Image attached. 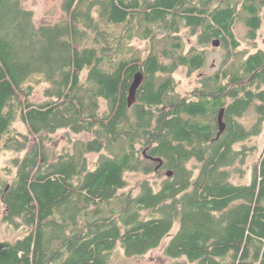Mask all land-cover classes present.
Returning <instances> with one entry per match:
<instances>
[{
    "label": "trees",
    "instance_id": "1",
    "mask_svg": "<svg viewBox=\"0 0 264 264\" xmlns=\"http://www.w3.org/2000/svg\"><path fill=\"white\" fill-rule=\"evenodd\" d=\"M23 2L0 0V150L17 155L0 171V214L27 233L0 241V264H110L118 247L144 255L167 236L165 253L183 264H264V151L251 181L233 182L250 150L237 144L264 125V49L236 53L233 27L243 22L255 39L264 0H64L65 18L40 25ZM184 28L227 50L189 96L173 73L202 68L206 51L186 49ZM135 39H150L148 55ZM60 129L90 137L52 152ZM152 157L173 175L125 191L127 172L155 171Z\"/></svg>",
    "mask_w": 264,
    "mask_h": 264
},
{
    "label": "rangeland",
    "instance_id": "2",
    "mask_svg": "<svg viewBox=\"0 0 264 264\" xmlns=\"http://www.w3.org/2000/svg\"><path fill=\"white\" fill-rule=\"evenodd\" d=\"M64 0H24L23 4L26 8L34 12L35 22L37 24H53L59 20L65 18L66 12L63 9ZM263 23L261 28L257 31V37L250 39L248 37V27L241 21H237L233 27L234 33L239 40V45L234 49L238 54L245 53L246 57L248 54L256 52L258 49H264V9L262 11ZM180 35L186 42V49L192 46H197L199 49H205L206 51V63L205 65L197 70L189 71L186 66H179L173 73V77L176 81V91L182 96H189L198 87H201L202 78L206 75L213 74L223 64L227 57V50L223 45L214 46L212 43L209 46L199 45L195 36H190V32L187 28L181 30ZM133 45L140 53L145 57L149 53V49L152 46L150 39H135ZM48 86L47 83H42L37 86L33 100L36 102H42L45 100V89ZM106 108V104L102 102V109ZM257 113L250 108L244 117L240 120L246 124L251 125L257 119ZM23 132L27 131V128L21 122L16 125ZM90 136L87 133H74L69 129H60L52 135V140L49 142L51 151L61 153L66 150L73 148V142L78 139H88ZM243 144L248 146V151L245 163L237 164L238 167L242 168L244 173H235L233 176V182L236 184H247L251 181L253 166L259 160L260 156L264 151V125L262 132L249 140L243 141L237 144L241 147ZM252 148V149H251ZM17 155L9 150H0V171L4 168L12 158ZM22 156V154H21ZM100 153H90L88 158L94 166V162L99 158ZM197 164L195 161L189 163V166L194 167ZM127 186L125 191H133L134 193L139 192V184L144 179L152 182L155 187H160L162 181L166 178V171L162 174H158L155 171L145 174L143 172L129 171L126 173ZM11 180V177H9ZM2 207V206H1ZM3 212V207H2ZM0 214V241H16L18 238L23 237L27 233V228L24 226H14L3 222V213ZM170 239L167 236L163 242L157 248L150 250L144 255L127 256L123 248L118 247L111 257L110 264H183L186 259H175L168 256L165 253V247Z\"/></svg>",
    "mask_w": 264,
    "mask_h": 264
},
{
    "label": "water",
    "instance_id": "3",
    "mask_svg": "<svg viewBox=\"0 0 264 264\" xmlns=\"http://www.w3.org/2000/svg\"><path fill=\"white\" fill-rule=\"evenodd\" d=\"M221 1H224V0H221ZM221 43H222V41H221L220 38H216L212 42V44L214 46H220ZM142 81H143V74L141 72L136 73L135 76H134V80H133V82L131 84L130 91H129V96H128L129 106H131V105H133L135 103L137 91H138V88L141 85ZM223 114H224V109H222L221 112L219 113V126H220V133H219V135L225 129V122L223 120ZM152 159L154 161H156V162H159V165L156 168V171H158V169L163 164V160H162V158H154V157H152ZM166 175L169 176V177L172 176L173 175V171L172 170H168L166 172Z\"/></svg>",
    "mask_w": 264,
    "mask_h": 264
},
{
    "label": "flooded vegetation",
    "instance_id": "4",
    "mask_svg": "<svg viewBox=\"0 0 264 264\" xmlns=\"http://www.w3.org/2000/svg\"><path fill=\"white\" fill-rule=\"evenodd\" d=\"M221 45H222V43H221ZM157 166H158V165L155 166V172H157V171H156ZM158 170H159V169H158ZM163 170H164V169H161V168H160L159 171H163ZM159 171H158V172H159ZM158 172H157V173H158Z\"/></svg>",
    "mask_w": 264,
    "mask_h": 264
}]
</instances>
